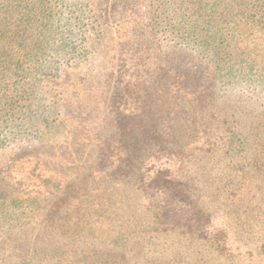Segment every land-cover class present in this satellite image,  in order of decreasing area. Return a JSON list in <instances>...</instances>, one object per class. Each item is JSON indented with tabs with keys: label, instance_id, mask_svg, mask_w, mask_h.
<instances>
[{
	"label": "rangeland",
	"instance_id": "obj_1",
	"mask_svg": "<svg viewBox=\"0 0 264 264\" xmlns=\"http://www.w3.org/2000/svg\"><path fill=\"white\" fill-rule=\"evenodd\" d=\"M250 2H12L23 9L0 26V264H247L192 254L160 225L152 187L170 176L179 208L194 183L216 225L263 239L264 26L243 14Z\"/></svg>",
	"mask_w": 264,
	"mask_h": 264
},
{
	"label": "trees",
	"instance_id": "obj_2",
	"mask_svg": "<svg viewBox=\"0 0 264 264\" xmlns=\"http://www.w3.org/2000/svg\"><path fill=\"white\" fill-rule=\"evenodd\" d=\"M12 2L24 4L25 0H0V26L2 27H8L10 22L14 21V13L23 9L21 4L20 6H15ZM250 3H253L251 8L243 11V14H247L248 11L254 12L251 16L253 22L264 26V0H251ZM6 36L4 35L3 37L6 38ZM261 149L264 151V140L262 141ZM263 159L253 162L254 166L259 168L254 172V179H264V171L262 170V167H264ZM161 174L158 173L155 186L152 187L160 196V200H163L159 223L161 226L170 227L172 230L180 231L188 236L193 243L192 254L202 255L203 260H206V262H209L210 257L215 256L233 263H264V219L260 224L261 230L259 232V237H263V239L255 242L256 246L254 243L248 245L242 240H238L228 225H216V221L220 218L215 217L214 213L208 212V209L202 208L198 202L194 201V183L189 185L188 195L184 193L187 200H189L188 203L184 207L173 208L174 204L179 205L182 202L181 200L176 201L178 195L175 192L177 191L176 188H174L176 187L174 185L175 181L170 176ZM192 178L194 177L191 176L190 180ZM258 190L264 191L263 187L258 188ZM255 192L257 196V191ZM180 213L184 215L181 216ZM223 222L227 223L224 220ZM196 247L200 249L197 252L195 251Z\"/></svg>",
	"mask_w": 264,
	"mask_h": 264
}]
</instances>
